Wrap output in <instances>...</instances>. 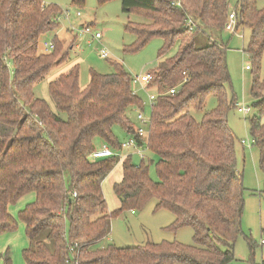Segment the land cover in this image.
I'll return each mask as SVG.
<instances>
[{
    "label": "trees",
    "instance_id": "1",
    "mask_svg": "<svg viewBox=\"0 0 264 264\" xmlns=\"http://www.w3.org/2000/svg\"><path fill=\"white\" fill-rule=\"evenodd\" d=\"M72 2L79 5L84 0ZM228 5L229 0H121L123 12L147 20L125 26L136 39L130 52L153 38L165 43L159 57L174 43L179 49L152 72L150 85L161 93L149 109L145 143L156 160L141 161L138 166L130 157L122 161V180L113 186L121 206L109 213L101 185L119 159L91 161L89 155L96 149L95 140L118 149L114 126L136 138L127 113L144 111L145 106L132 94L131 76L120 64H113L111 74L90 71L89 83L82 89L79 67L74 65L47 83L51 108L34 95V88L68 62V50H62L56 36L50 53H40L38 47L42 37L58 29L62 12L43 0H0V236L15 232L18 223L23 225L25 264H66L68 247L74 244L77 264L235 261L244 189L235 136L226 119L236 103L225 89L230 84L227 49L216 43L195 46L200 30L223 31ZM234 12L235 30H250L246 50L253 64L250 108L258 117L250 120L249 134L251 146L258 151L263 181L259 196L264 200V73L260 71L264 8H258L257 0H239ZM188 18L194 24L191 31L186 27ZM171 89H175L173 95L168 93ZM210 96L217 106L204 112ZM189 109L204 112L200 122ZM150 165L157 173L156 182L149 177ZM30 194L33 201L14 219L9 207ZM151 199L158 202L155 211L166 210L174 216L166 230L176 233L190 228L193 245L162 241L135 248L98 246L109 234L114 217L142 210ZM0 260L11 264L8 250Z\"/></svg>",
    "mask_w": 264,
    "mask_h": 264
},
{
    "label": "rangeland",
    "instance_id": "2",
    "mask_svg": "<svg viewBox=\"0 0 264 264\" xmlns=\"http://www.w3.org/2000/svg\"><path fill=\"white\" fill-rule=\"evenodd\" d=\"M239 0H229V13L234 11ZM44 4L57 6L62 14L58 19L56 37L59 40L62 50H68V62L58 69H63L70 63L79 67V86L85 88L89 83V72L107 75L113 72V64H120L131 77L142 76L155 72L167 60L172 58L179 49V44L174 43L163 56L159 57V51L165 45L160 38H153L139 50L130 52L136 42L135 36L125 31L127 23L145 24L147 20L133 12L122 11L121 0H112L100 4L98 0H84L82 4H73L72 0H43ZM258 8H264V0H257ZM80 14L78 17L77 14ZM227 22V21H226ZM226 24V23H225ZM90 27L91 32H99L102 39L97 42L91 35L76 38L71 28L79 30L81 27ZM237 26V23H236ZM236 29V27H235ZM234 29L233 33L225 30L222 32L206 33L200 30L195 36V46L202 48L211 43L223 45L226 50V62L228 66L230 84L226 85V92L234 95L237 104L250 107L252 99L249 95L252 78L253 64L249 59L246 50L249 44L250 30L245 27ZM191 31V30H190ZM53 33L47 34L40 39L38 50L40 53H50L48 48L52 44ZM47 45V46H46ZM105 48L109 53L108 59L99 57L98 51ZM250 67L251 71L245 68ZM57 69V68H56ZM260 71L264 73V51L260 61ZM47 80L41 82L34 88V95L47 101L51 108L53 104L47 93ZM161 92L155 85H149L145 91L138 90L137 97L145 105L143 115L148 118L150 115L148 107V96L158 97ZM217 106L214 97H208L204 112L211 111ZM203 111L189 109V113L196 122H200ZM128 118L138 127L134 110H128ZM258 117L251 113L243 116L236 109L231 108L227 112V126L235 136V153L238 162V171L242 175L243 185V212L241 215V234L238 236L233 254L235 261L232 264H260L264 262V200L259 196L263 188L262 175L258 169V151L251 146L249 134L250 120ZM147 130L146 126H143ZM115 138L119 144L127 141V135L118 127L112 128ZM243 141L244 147L241 144ZM250 145L249 149L246 145ZM102 142L95 140V148L100 149ZM143 153L144 164L149 160L155 161L156 157L147 148ZM120 157L128 155L131 162L138 166L141 161L137 153L123 151ZM120 160V159H119ZM118 160V161H119ZM121 163L118 162V164ZM115 166L101 185L102 194L107 204L108 212L117 211L120 208V201L113 191L114 184L119 180L121 167ZM149 177L158 181V176L153 165L149 166ZM34 195L30 194L20 199L15 205L9 207L11 216L17 220V214L25 205L33 201ZM156 199H151L142 210L126 211L114 217L110 222V232L98 245L101 248L112 245L116 248H135L146 243L178 242L183 245H193V232L190 228H183L172 233L166 228L174 221V216L166 211H155ZM251 243V248L249 244ZM27 247L24 236V227L18 223L17 230L0 236V255L9 251L11 264H25L22 259V251ZM2 264V260H0Z\"/></svg>",
    "mask_w": 264,
    "mask_h": 264
},
{
    "label": "built area",
    "instance_id": "3",
    "mask_svg": "<svg viewBox=\"0 0 264 264\" xmlns=\"http://www.w3.org/2000/svg\"><path fill=\"white\" fill-rule=\"evenodd\" d=\"M177 6L179 7V4ZM77 16L79 17L80 14L78 13ZM236 19L237 18H236V14L234 11H231L230 13H228L227 22L225 24V30L227 32L229 33L234 32V29L236 27ZM193 26L194 24H193L192 19L188 18L186 22V27L188 28V30H192ZM70 31L74 33V36L76 38L83 37L86 35H91L93 39L96 40L97 42H99L102 39L101 34L99 32H94V33L91 32L90 27L82 26L79 30H76L75 28H71ZM48 48L50 51H52L54 49L53 44H49ZM98 53H99V57L102 59H108L110 56L108 51L105 48L100 49ZM245 69L247 71H250V67H246ZM153 78L154 76L152 72L147 73L142 76L131 77L132 94L134 96H137V88L138 90L145 91L146 88L152 83ZM168 93L173 95L175 93V89L169 90ZM147 98H148V107L150 109L155 104L156 97L148 96ZM234 109H236L243 116L249 115L252 111L250 107H247L243 104H237V103H235ZM135 114H136V121L138 123V127H136V130H135L136 138L133 137V135L127 136V141L123 144H120L118 149H112L109 146L102 144L100 149L93 150L92 153L89 155V159L91 161H99V160L107 159V158H118L120 160L126 159L129 157L128 155L121 158L119 153L123 151H130V150L134 153H137L139 155L140 160L143 161L145 159V155L142 150L146 148L145 139H146L147 133L144 130L143 126L147 127V124L149 122V117L146 118L143 115V111L141 110H135ZM138 139L142 140L141 144L138 143ZM241 144L244 147L245 143L243 141H241ZM249 146H250L249 144L246 145V148L249 149ZM72 197H76V194L73 193ZM261 243H263V241ZM76 248H77L76 244L70 245L68 247V255L70 257L66 260V264H77L78 253L76 251Z\"/></svg>",
    "mask_w": 264,
    "mask_h": 264
},
{
    "label": "crops",
    "instance_id": "4",
    "mask_svg": "<svg viewBox=\"0 0 264 264\" xmlns=\"http://www.w3.org/2000/svg\"><path fill=\"white\" fill-rule=\"evenodd\" d=\"M53 36H56V33H53ZM72 66H74V62H72V63H70V65H68V66H66L65 68H63V69H56V70H54L53 72H52V74L50 75V77H49V79L47 80V82H49V81H52V80H54L55 78H57L60 74H63V73H66ZM83 89V88H82ZM118 159V158H117ZM124 159H122L121 160V163H122V161H123ZM119 162H120V160H119ZM118 164V166H120L121 167V175H120V178H119V180L116 182V183H119L121 180H122V176H123V172H122V164ZM115 168V167H114ZM114 168H113V170L111 171V172H113L114 171ZM110 172V173H111ZM34 199V198H33ZM10 212V211H9Z\"/></svg>",
    "mask_w": 264,
    "mask_h": 264
}]
</instances>
